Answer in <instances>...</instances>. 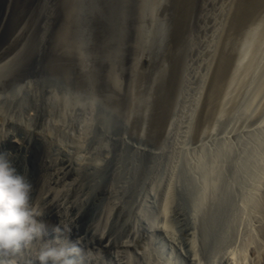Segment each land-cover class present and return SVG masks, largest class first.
I'll return each mask as SVG.
<instances>
[{
    "label": "rangeland",
    "instance_id": "374dc122",
    "mask_svg": "<svg viewBox=\"0 0 264 264\" xmlns=\"http://www.w3.org/2000/svg\"><path fill=\"white\" fill-rule=\"evenodd\" d=\"M0 109L42 222L77 213V264H264V0H0ZM66 135L120 175L71 167Z\"/></svg>",
    "mask_w": 264,
    "mask_h": 264
},
{
    "label": "clouds",
    "instance_id": "9594fccd",
    "mask_svg": "<svg viewBox=\"0 0 264 264\" xmlns=\"http://www.w3.org/2000/svg\"><path fill=\"white\" fill-rule=\"evenodd\" d=\"M32 188L12 159L0 152V255L18 253L45 236L41 220L44 210L33 202ZM53 231L57 235L52 240L59 244L61 229L54 227ZM64 231L70 233L71 229L65 227ZM80 253L81 248L76 243L47 246L39 249L29 264H77L76 257Z\"/></svg>",
    "mask_w": 264,
    "mask_h": 264
},
{
    "label": "bare ground",
    "instance_id": "6f19581e",
    "mask_svg": "<svg viewBox=\"0 0 264 264\" xmlns=\"http://www.w3.org/2000/svg\"><path fill=\"white\" fill-rule=\"evenodd\" d=\"M145 17V16H144ZM187 59V58H186ZM183 60V59H182ZM230 61V60H229ZM224 62V61H223ZM221 63V62H220ZM81 65V64H80ZM220 65V64H219ZM218 66V65H217ZM226 66V65H225ZM230 70V69H229ZM215 72V71H214ZM220 74V73H219ZM215 75V74H214ZM222 75V74H221ZM219 76V75H218ZM215 77V76H214ZM213 77V78H214ZM217 79H219L218 77H217ZM221 80V79H220ZM220 80H215L216 82H215V84H213V85H215V87L217 86V81H220ZM220 84V83H219ZM222 84V83H221ZM225 84V83H224ZM214 90V89H213ZM14 92V91H13ZM14 94V93H13ZM8 95V94H7ZM11 95H12V93H11ZM10 95V96H11ZM12 98H13V96H11ZM3 98V97H2ZM51 100V99H50ZM207 100V99H206ZM208 100H210L209 98H208ZM52 101V100H51ZM77 102H75V103H80V100H76ZM52 103V102H51ZM67 103V102H66ZM68 103H69V101H68ZM218 103V102H217ZM54 104H52L51 106L53 107V108H51V109H53L54 111H55V109H57V108H54V106H53ZM69 105H71L72 106V104H69ZM75 107V106H74ZM209 107V106H208ZM213 107V106H212ZM69 108H70V106H69ZM70 109H72V107L70 108ZM207 109H209V108H206V111H207ZM52 110V111H53ZM59 111H60V109H58ZM81 110V108L79 109V111ZM57 111V110H56ZM205 111V110H204ZM213 111V110H212ZM212 111H211V113H212ZM76 112H78V111H76ZM208 112V111H207ZM206 112V113H207ZM51 113V112H50ZM60 113V112H59ZM209 114H210V112H208ZM49 114V113H48ZM204 114L205 113H203L202 115L204 116ZM206 115V114H205ZM7 116H8V110H1L0 109V118L1 119H4V118H7ZM206 116H208V114L206 115ZM30 117V116H29ZM146 118V117H145ZM164 118V117H163ZM205 118V117H204ZM204 118H201V119H204ZM207 118V117H206ZM205 118V119H206ZM204 119V120H205ZM214 120V119H213ZM202 121V120H201ZM77 122V124H78V121H76ZM76 122H74V123H76ZM73 123V124H74ZM81 125H83V124H81ZM67 126V125H66ZM76 126V125H75ZM78 126V125H77ZM84 126V125H83ZM30 127V126H29ZM82 127V126H81ZM83 128V127H82ZM27 129V128H26ZM65 129V128H64ZM74 129V128H73ZM76 130V129H75ZM66 131H67V129H66ZM166 131V130H165ZM68 132V131H67ZM75 132H77V131H75ZM29 133H35V132H29ZM38 134H37V138H39L40 137V139H42L43 140V135H41L40 134V132H37ZM66 133V132H65ZM79 133H81V132H79ZM83 133V132H82ZM68 134V136L69 135H71L70 133H67ZM73 134V133H72ZM78 134V133H77ZM122 134V133H121ZM120 134V135H121ZM62 136L63 135H65L64 134V132L61 134ZM81 135V134H80ZM86 135V134H85ZM117 135V134H116ZM34 136V135H33ZM67 136V135H66ZM68 136H67V138H68ZM73 136V135H72ZM72 136H70L68 139L69 140H72L73 139V137ZM122 136V135H121ZM47 137V136H46ZM72 137V138H71ZM48 138V137H47ZM66 137H64V139H65ZM78 138V137H77ZM77 138L75 139V137H74V139L76 140V142L78 141L77 140ZM67 139V140H68ZM73 139V140H74ZM120 139V138H119ZM122 139H124L123 138V136H122ZM5 140H8V141H10L11 142V144L16 148V149H23L22 147H24L25 145H24V141L23 140H20V139H18L14 134H12L11 132H0V145H1V141H5ZM41 140V141H42ZM63 140V139H62ZM69 140H68V142H69ZM70 141L71 142V145L69 144V146L68 147H73L72 146V144L74 145V143H75V145L74 146H76V142L75 141ZM82 140L83 139H80V141L79 142H82ZM65 141V140H64ZM117 141H118V139H117ZM58 142V141H57ZM61 142V141H60ZM63 142V141H62ZM66 142V141H65ZM69 142V143H70ZM73 142V143H72ZM102 143H103V140L101 141ZM123 142V141H122ZM3 143V142H2ZM7 143V142H6ZM83 143V142H82ZM78 144H80V143H78ZM93 144V143H92ZM99 144V143H98ZM65 145V144H64ZM104 144H102V146H103ZM83 146L84 145H82V148H83ZM91 146V145H90ZM102 146H101V148H102ZM64 147V146H63ZM65 147H67V144H66V146ZM80 147V145L78 146V148ZM97 147H99V146H96V148H95V150L94 151H97ZM75 148H77V147H73V148H71V150L69 149V148H66V150L67 149H69L70 150V152H66V153H68V155H69V165L72 167V166H74V167H76L77 169H79V170H81V172H83L84 174L85 173H87V175L89 174V172L88 171H93V173H92V175H91V178L94 176H97L98 175V177H100L101 175H102V177H106V179H107V177H108V179L110 180L111 178H109L111 175H110V172H111V174L115 177V176H118V175H120V174H118L117 175V172L119 171V169H121V161H123V160H121L120 158H116L117 160H116V162H114L113 163V165L111 166V168H110V172L109 173H107V174H109L108 176H107V174H106V176H103V174L101 173L102 171H105V170H107L106 169V167L107 166H105L102 162H96V160H94L93 161V163L91 162V163H89L90 162V160L89 159H87V160H89V162H87V160H86V156L84 157V156H81V155H79V154H75V153H73L75 150ZM107 149L108 147H107V144L104 146V148L103 149ZM80 149H81V147H80ZM99 149H100V147H99ZM74 150V151H73ZM78 150V149H77ZM108 150V149H107ZM135 152L136 151H142V149H140L139 147H136L135 149ZM68 151V150H67ZM73 151V152H72ZM100 151V150H99ZM76 152V151H75ZM79 152V151H78ZM86 152V151H85ZM82 153V152H81ZM80 153V154H81ZM84 153V152H83ZM82 153V154H83ZM103 153V152H102ZM91 154V153H90ZM68 155H67V157H68ZM84 155V154H83ZM120 155H122V154H120ZM104 156V155H103ZM116 156V155H115ZM123 157H124V155H122ZM121 156V157H122ZM136 155H135V153H133V156H132V158H130V159H133V163H134V165L136 166V169L138 168V163H137V159H136V157H135ZM66 157V158H67ZM129 157H131V156H129ZM87 158H89V157H87ZM113 158V157H112ZM115 158V157H114ZM126 159V158H125ZM59 160V159H58ZM99 160V159H98ZM103 160V159H102ZM129 160V159H128ZM44 161V160H43ZM63 161V160H62ZM67 161V160H66ZM130 161H132V160H130ZM112 163V162H111ZM123 163V162H122ZM130 163V162H129ZM132 163V164H133ZM67 164H68V162H67ZM140 164H142V163H140ZM125 165V164H124ZM124 165H123V167H124ZM67 166V165H66ZM135 166L133 167V168H135ZM140 166V165H139ZM143 169H142V172H140V178H142L143 179V177L144 176H146V171L148 172L149 170H145V167H146V163H143ZM70 167V168H71ZM132 167V166H131ZM141 167V166H140ZM152 168H154V167H152ZM53 169V168H52ZM57 170V169H56ZM59 170V169H58ZM66 170V169H65ZM72 170H73V168H72ZM74 170H76V169H74ZM126 170V169H125ZM151 170V169H150ZM63 171V170H62ZM70 171V170H69ZM108 171V170H107ZM127 171V170H126ZM137 171V170H136ZM130 172V171H129ZM150 172V171H149ZM65 173H66V171H65ZM97 173V174H96ZM104 173V172H103ZM119 173V172H118ZM128 173V172H127ZM138 172H136V174H137ZM67 174V173H66ZM124 174V173H123ZM126 174V173H125ZM58 175H60V172L58 173ZM135 176V175H134ZM149 176H151V175H149ZM56 177V176H55ZM55 177H53L54 178V180H55ZM61 177V176H60ZM63 178V177H62ZM135 178V177H134ZM140 178H138V180L140 179ZM52 179V178H51ZM64 179V178H63ZM62 179V180H63ZM86 179V178H85ZM93 179V178H92ZM102 179H104V178H102ZM115 179V178H114ZM82 180V179H81ZM84 180V179H83ZM93 180H95V179H93ZM113 180V179H112ZM112 180L110 181V183L112 182ZM144 180V179H143ZM152 180V179H151ZM151 180H149V181H151ZM57 181H58V179H57ZM80 181V180H79ZM103 181V180H102ZM115 181H116V179H115ZM145 181H148L147 179H145ZM46 182V181H45ZM50 182V181H49ZM60 182V181H59ZM104 182H106L105 181V179H104ZM108 182V181H107ZM107 182H106V184H107ZM118 182V181H117ZM52 183V182H51ZM61 183V182H60ZM77 183V182H76ZM97 184H100L99 182H96ZM113 183H115V182H113ZM112 183V184H113ZM37 184V183H36ZM40 184V183H39ZM45 184V183H44ZM47 184H48V182H47ZM84 184V183H83ZM111 184V185H112ZM145 184H148V182L147 183H145ZM150 184V183H149ZM148 184V185H149ZM38 185V184H37ZM102 185H104V184H102ZM108 185H110V184H108ZM107 185V186H108ZM120 185V184H119ZM85 186V185H84ZM118 186V185H117ZM123 186V185H122ZM47 187V186H46ZM45 187V188H46ZM52 187V186H51ZM104 187H106V186H104ZM44 188V189H45ZM101 187H99V189H100ZM143 188H144V186H143ZM39 189H41V188H39ZM82 189V188H81ZM105 189V190H104ZM109 189V188H108ZM62 190V189H61ZM67 190H69V189H67ZM96 190H98V189H96ZM107 189L106 188H103V191H104V193L105 192H107L106 191ZM112 190V189H111ZM142 190V189H141ZM33 191V190H32ZM41 191V190H40ZM42 191H43V189H42ZM102 191V192H103ZM62 192H63V190H62ZM84 192V191H83ZM82 192V193H83ZM113 192H115V191H113ZM33 193V192H32ZM36 193H37V191H36ZM42 193V192H41ZM44 193V192H43ZM42 193V194H43ZM82 193H81V195H82ZM86 193V192H85ZM45 194V193H44ZM61 194H64V193H61ZM60 194V195H61ZM33 195V194H32ZM35 195V194H34ZM33 195V196H34ZM88 195V194H87ZM110 195V194H109ZM45 196V195H44ZM48 196H51V195H49L48 194ZM83 196H85L84 195V193H83ZM114 196V195H113ZM118 196V195H117ZM42 197V196H41ZM91 197V196H90ZM43 198V197H42ZM47 198V200H49L48 199V197H46ZM50 198H52V197H50ZM111 198V197H110ZM53 199H56L55 198V196H54V198ZM52 199V200H53ZM79 199V198H78ZM51 200V199H50ZM112 200V199H111ZM55 201V200H54ZM53 201V202H54ZM60 201V200H59ZM59 201H57L58 203H61V201L59 202ZM56 202V201H55ZM66 202V201H65ZM84 202V201H83ZM48 204V203H47ZM63 204V203H62ZM72 204V203H71ZM57 205V204H56ZM60 205V204H59ZM58 205V206H59ZM40 206V205H39ZM51 206V205H50ZM62 206V205H61ZM74 206V205H73ZM45 207V206H44ZM60 207V206H59ZM62 208V210H61V212H59L58 210H57V213H55L54 214V216H52L53 217V219L52 220H47L48 218H49V216H48V218L43 222V223H45V229H47L46 231L47 232H50L49 234V238H47V237H45L47 240H46V242L48 243V244H46V245H50V246H60V242H59V244H57L56 243V241L55 240H52V238H54L53 237V235L54 236H56V233L53 231V229H54V227H59L60 229H61V233H64V234H66V235H68V236H73L74 235V233H73V229H74V224H75V221H76V216H77V213H74L73 215H71L69 212V210L72 208V207H68V208H65V203H64V207H61ZM261 208H262V206H261ZM167 209V208H166ZM47 211H48V209H47ZM46 212V211H45ZM77 212V211H76ZM162 217H163V219L164 218H166L167 217V210H165L164 212H163V215H162ZM43 220L45 219V218H42ZM50 219V218H49ZM65 227H68V228H70L71 229V232L69 233L68 231H64V228ZM187 229V228H186ZM189 230V229H188ZM188 230H185V231H188ZM151 232H158V233H162L163 235H166L167 234V231H166V228H163V227H152V230H151ZM48 235V234H47ZM61 235H63V234H61ZM106 235V234H105ZM64 236V235H63ZM66 237V236H65ZM45 238H43V239H45ZM59 238H60V236H59ZM101 238H103V236L101 237ZM170 238V237H169ZM173 238V237H172ZM62 239H63V237H62ZM78 239V238H77ZM69 240V239H68ZM63 241V240H62ZM94 241H96V240H94ZM36 243H37V241H35ZM41 242V241H40ZM42 242H44V241H42ZM92 243H93V240H92ZM91 243V244H92ZM95 243V242H94ZM45 244V243H44ZM36 245V244H35ZM40 245V244H39ZM64 245V244H63ZM45 246V245H44ZM126 246H128V245H126ZM89 247V246H88ZM107 247V246H106ZM88 250V249H87ZM191 250V249H190ZM31 251H34V250H31ZM190 253V252H189ZM192 253V252H191ZM194 253H195V251H194ZM193 253V254H194ZM197 253V252H196ZM29 254V253H28ZM35 253H34V255H33V259H34V257H35ZM187 255H189V254H187ZM193 256V255H192ZM191 258V257H190ZM195 256L193 257V258H191V260H193V261H195ZM28 260H29V258H28ZM229 264H241L240 262H238V261H236V260H231L230 262H229Z\"/></svg>",
    "mask_w": 264,
    "mask_h": 264
}]
</instances>
